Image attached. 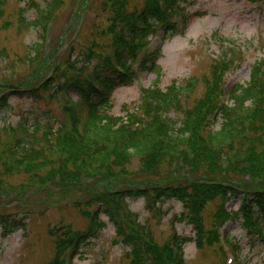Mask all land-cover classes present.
Segmentation results:
<instances>
[{
    "label": "trees",
    "instance_id": "1",
    "mask_svg": "<svg viewBox=\"0 0 264 264\" xmlns=\"http://www.w3.org/2000/svg\"><path fill=\"white\" fill-rule=\"evenodd\" d=\"M187 1L146 0L140 11L127 13L124 0H107L114 14L107 30L113 39V54H96V45L93 44L85 49V60L81 64L78 60H68L62 70L57 67L42 83L18 92L37 102L46 98H65L67 101L63 109L71 126L68 129L62 127L56 132L47 127L43 132L46 148L41 150L34 148L33 142L29 146L23 144V138L3 149L0 160L5 173L9 176L24 173L29 176L30 184L5 189L0 182L1 198L13 192L17 196L24 195L34 188L67 191L80 188L87 181H93L97 187L102 183L117 184L120 179L139 178L142 175L158 176L164 165L172 172V183L166 185L139 184L123 190L93 194L85 203V207L93 208V211L84 213L89 220L86 231L73 232L69 227L50 231L57 241V255L51 264H66L69 252V264H73L79 249L96 239L105 228L101 216L108 218L121 242L130 249V264H184L183 247L188 240L174 233L163 246L157 245L151 233L148 230L145 232L137 223V216L128 210L127 202L139 199L144 200L146 211L153 215L160 212L161 204L166 201L182 203L184 220L193 225L196 244L201 249L206 243L213 246L219 240L218 229L212 232L205 230L201 214L206 204L219 198L222 206L215 219L226 223L231 216L224 206L241 193L244 194L243 199L235 214L242 219L249 238L262 237L264 189L240 191L229 186L228 180L221 179L230 172L251 176L252 179L260 175L264 178V145L257 135L260 132L264 135V62L252 72L247 87L240 92L236 88L229 96L232 107L217 104V97L225 93L220 91L225 71L214 67L212 79L206 81L209 88L206 98L193 110L187 111L185 124L179 130L167 118L171 111L180 107L183 92L176 85L165 92L156 86L143 89L140 105L142 117L132 114L124 122L100 112L102 107L108 105L117 88L132 86L141 73H152L156 69L162 48L147 51L150 40L160 30L163 40L177 34L179 25L183 26L184 33L191 22L187 5L182 6ZM5 2L0 0L1 14ZM58 9L59 1L56 0L51 8L39 13L36 25L43 27V42L35 58L45 47L46 33ZM25 13L26 10L21 11V15ZM21 22L24 23L23 18ZM141 54L144 56L136 70L135 65ZM93 59L97 62L88 75L87 70ZM72 97L76 98L75 102H72ZM81 105L86 110L82 128L76 115ZM7 109L8 99L4 97L0 100V112ZM218 114L223 117L220 131L205 136L208 121ZM21 128L27 137L34 139L29 135L28 128L20 124V131ZM40 131L37 125L32 132L35 135ZM260 143L262 150L259 152L257 146ZM134 159L141 161L142 169L131 174L128 167ZM203 171L206 172L203 174L206 179L199 178L188 183L177 179L182 174ZM11 219L10 216H0L4 237L25 227L23 220Z\"/></svg>",
    "mask_w": 264,
    "mask_h": 264
},
{
    "label": "rangeland",
    "instance_id": "2",
    "mask_svg": "<svg viewBox=\"0 0 264 264\" xmlns=\"http://www.w3.org/2000/svg\"><path fill=\"white\" fill-rule=\"evenodd\" d=\"M55 1L6 0L1 7L0 52L3 54L0 55V100L4 97L8 99V109L0 112V155L5 147L14 145L21 138L24 139L23 144L28 146L33 142L37 150L46 148L47 141L43 132L47 127L56 132L62 127L68 129L71 126L63 109L67 101L65 98H46L37 102L21 96L19 91L42 83L57 67L62 70L68 60H78L81 64L85 60V49L93 44L96 45V54L106 56L114 52L113 39L107 33L114 14L107 5V0H57L59 9L54 13V19L46 33L45 47L40 50L38 59L35 58L43 42V27L36 25L39 13L51 8ZM124 1L127 13L140 11L146 2ZM185 5L191 22L184 33L183 26L179 25L178 33L165 37L161 44L154 40L153 46L162 45L156 69L152 73L141 74L132 86L117 88L108 105L100 109L102 114L124 122L132 114L142 117L144 115L140 105L143 89L156 86L165 92L176 85L183 92L180 107L171 111L167 118L179 130L185 124L187 111L193 110L206 98L209 89L206 81L212 79L213 68L216 66L220 71H225L223 85L220 87L221 93H225L217 97L216 103L233 106L229 96L236 88L240 92L247 87L252 72L264 62V0H188L186 4H182ZM22 10H26L24 15H21ZM162 34L160 30L159 35ZM96 62V59L91 61L88 75ZM190 82L192 83L188 88ZM71 100L75 102L76 98L72 97ZM85 114V107L79 106L76 115L81 128ZM20 124L28 128L29 135L34 136V139L27 137L23 128V136L21 135ZM222 124L223 117L220 114L212 117L204 135L218 133ZM37 125L41 131L33 135L32 131ZM257 135L264 145V135L261 132ZM260 145L261 143L257 146L259 152L262 150ZM141 169L139 159H134L128 167L131 174ZM203 174L206 172L182 174L177 179L188 183L202 179ZM223 177L221 180H228L229 186L240 191L264 189V178L261 175L252 179L251 176L230 172ZM118 181L117 184H96L97 187L93 181H87L84 186L67 191L34 188L24 195L17 196L13 192L8 197H0V216L23 220L25 224L23 229L5 237L0 225V264H51L57 255V241L56 237L50 235V231L56 232L67 227L73 232L86 231L89 220L84 213L93 211V208L85 207V203L93 194L106 190H123L139 184L166 185L172 183V172L164 165L158 176L142 175ZM0 182L5 189L30 184L29 176L24 173L7 175L1 160ZM243 195L240 193L224 206V210L231 216L226 223L215 219L222 206L219 198L206 204L201 214L205 230L212 232L218 229L219 240L213 246L206 243L201 249L196 244L193 225L184 220L182 203L176 200L166 201L161 204L160 212L154 215L146 211L142 199L128 201L127 206L137 216L136 220L141 228L151 233L157 245L163 246L174 233L188 240L183 247L184 264H264V229L261 238H249L242 219L235 214ZM100 220L106 225L105 228L96 239L79 249L73 258V264H130V249L121 242L106 216H101ZM69 258L70 252L66 256V264H69Z\"/></svg>",
    "mask_w": 264,
    "mask_h": 264
},
{
    "label": "water",
    "instance_id": "3",
    "mask_svg": "<svg viewBox=\"0 0 264 264\" xmlns=\"http://www.w3.org/2000/svg\"><path fill=\"white\" fill-rule=\"evenodd\" d=\"M2 86H0V88H1Z\"/></svg>",
    "mask_w": 264,
    "mask_h": 264
}]
</instances>
